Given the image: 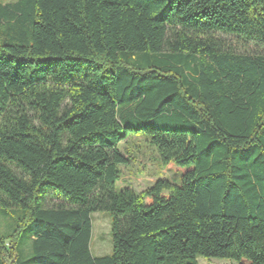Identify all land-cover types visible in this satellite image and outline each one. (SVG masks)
<instances>
[{"label":"trees","instance_id":"trees-1","mask_svg":"<svg viewBox=\"0 0 264 264\" xmlns=\"http://www.w3.org/2000/svg\"><path fill=\"white\" fill-rule=\"evenodd\" d=\"M129 134L179 183L117 190ZM11 209L0 264H264V0L0 3ZM97 212L112 248L96 257Z\"/></svg>","mask_w":264,"mask_h":264},{"label":"rangeland","instance_id":"rangeland-1","mask_svg":"<svg viewBox=\"0 0 264 264\" xmlns=\"http://www.w3.org/2000/svg\"><path fill=\"white\" fill-rule=\"evenodd\" d=\"M17 0H0L7 4ZM118 150L128 159V165L119 168V180L116 189L129 188L139 193L153 185L158 179H164L172 184L179 183V173L171 167H164L160 163L154 147L143 134H129L118 145ZM51 201H56L52 199ZM21 216L19 210H0V231L6 232L14 228ZM90 252L93 256H104L111 253L110 219L107 213L97 212L91 215ZM198 264H235L229 260H206L199 258Z\"/></svg>","mask_w":264,"mask_h":264}]
</instances>
